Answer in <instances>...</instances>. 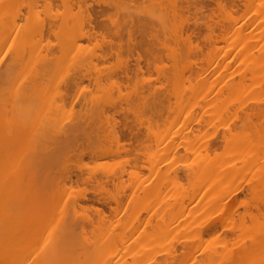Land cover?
<instances>
[{"label":"bare ground","instance_id":"1","mask_svg":"<svg viewBox=\"0 0 264 264\" xmlns=\"http://www.w3.org/2000/svg\"><path fill=\"white\" fill-rule=\"evenodd\" d=\"M23 1L0 0V67L7 61L0 77V264H264V0H226L231 13L219 26L223 45H212L202 66L192 71L187 59L183 62L185 58L172 48V70L166 71L160 86L143 78L137 82V100L145 108L152 99L160 123L145 131L149 180H137L126 203L113 201L117 205L113 228L82 221L79 199L61 187L69 179L66 156L81 149V140L98 139L104 133L106 115L115 105L114 73L99 68L113 48L97 53L88 47L103 35L90 14L83 16L79 3L61 0L63 11L52 13L47 9L49 0ZM130 2L115 4L118 19L111 22L118 32L126 30L127 22L165 28L169 18L161 10L147 7L137 12L140 8L134 11ZM188 5L197 6L194 0ZM176 12L179 24L182 14ZM260 29L259 37L255 32ZM179 30L176 36L182 38ZM45 38H53V45L43 44ZM180 60L191 70L187 80ZM125 71L132 81V71ZM250 99L256 105L246 109ZM24 132L33 139L27 152L30 159L19 163L15 152L22 147L24 140L19 138ZM97 146L99 150L90 149V155L88 151L93 160L119 152L101 143ZM41 174L50 181L55 176V184L51 183L55 192L37 191ZM26 176L34 186L21 194L18 184ZM8 185L16 188L8 190ZM242 196L245 201L240 202ZM239 202L243 211L237 209ZM130 210L132 218L123 227L122 216ZM141 212L149 218L144 213L142 219ZM216 213L219 219L212 218ZM40 218L44 226L15 232L30 219ZM154 220L151 234L134 238ZM225 227L238 239V250H227V236L220 232ZM181 235L193 244L182 245L183 260L175 249L159 263L155 255L143 260L148 249L135 252L143 242L144 247L163 246ZM204 236L215 239L207 243ZM33 242L38 249H21ZM201 252L206 254L204 260L198 259Z\"/></svg>","mask_w":264,"mask_h":264},{"label":"rangeland","instance_id":"2","mask_svg":"<svg viewBox=\"0 0 264 264\" xmlns=\"http://www.w3.org/2000/svg\"><path fill=\"white\" fill-rule=\"evenodd\" d=\"M27 1L24 0L23 2ZM63 1L66 4L79 3V6L81 5L82 7L83 16L85 17L90 14L93 26H95L96 30H99L102 33L103 38L100 37L97 42H93L92 44H90L88 46L89 48L96 49L97 53L108 50V48L110 47L113 48L111 54H109L110 56L107 58V62L101 64L99 68H104L106 71L113 72V81L117 82L116 85L119 86H113L112 92L114 94L116 102L115 105H113L109 109L106 115L107 124L105 121L104 133H100V137L98 139L81 140L80 143L83 144L81 149L75 151L74 153L72 152L73 154L71 153L72 155H69L70 157L68 155L66 156L68 157V160L70 159L68 162H65L66 164H68L66 166H68L69 179L64 183H61L63 185H61V187H63L65 192H67L69 195L79 199L80 204H82L83 207V209L80 210L82 221L84 220L86 223L90 222L88 223L90 226L98 225L97 227L103 226L104 228H113V223L115 220L114 218L116 216L114 210L117 207V205L113 201L120 200L122 201V203H126L127 198H129L128 196L131 195V189H133L134 183L137 180H149V165L147 164V159L145 158V146H148L149 142L147 140L148 138L145 131L146 128L155 127L156 124L160 123L158 122L159 118H157V113H155L156 104L153 102V100L150 99L146 101L145 108L142 106V102L137 100V94L135 93L138 88L137 82L146 80L150 81L153 84H156L157 87L160 86L159 83L162 82L163 77L164 79L167 77L166 73L168 72V70L169 73L172 70V60L170 59L171 56L169 55V50H172V48L173 50H178L180 54H177L183 56L182 58H185L182 60V58L178 55L183 62L187 59L188 65H190L188 67H190V69H193L192 71H194V69H197V66H202V61L204 60L203 58H205V55H207L209 49H211V46L223 45V42L221 41L223 38H221L222 35H220V32H222L223 34V29L220 30L221 27L219 26L221 24V21L224 20L223 23L225 22V15L231 13V6H229L226 0H224V2L223 0H219L222 2H218V0H194L197 4L196 9L188 5V1L190 0H133V2H130L131 6H133L134 4V6L132 7L133 10L134 7L140 8L137 9V12H141V10L143 11V9L145 10V8L147 7L152 8L156 11L161 10V14L167 16V19L169 18V20L166 21V23H168L166 24L165 28H163L158 27L153 23H148L149 25L147 23H142V26L140 24L139 26L138 24L129 25L130 23L128 24L127 22L126 27L124 26L126 30L124 31L123 29V31L118 32L117 28L111 22L118 19L115 9L117 0ZM124 1L128 2L131 0ZM216 2L220 3V8L217 7ZM243 2H241L242 5ZM48 3L49 6L47 7V9H52V13L62 12L64 9V7L62 8L61 0H49ZM136 8L134 11H136ZM240 8L244 9L243 6ZM75 9L77 10V8ZM21 11L23 15H26L27 8L25 6H22ZM176 11H179L182 14V19L178 20L179 24L177 22V19L174 17V13H177ZM139 15L144 16L143 14ZM196 21L197 23H194ZM143 24H147L148 26L146 25L145 28V25L143 26ZM178 28L182 29V38H180V36H176L180 34V30ZM173 31H176L175 36H173L174 33L172 35ZM261 32L262 31L260 29L255 33H258L257 35H259L260 37L259 33ZM48 41L53 45V38H45L43 44L47 43ZM255 45L256 43L253 44V46ZM181 60L180 62L182 65L186 64V62L183 64ZM6 62L7 61H5L4 64L0 67V77L6 70ZM232 64L234 66L236 65L234 63ZM186 65H184L183 67H185L188 71L184 72V75L186 74L184 77H187V80L191 72L190 74H188L190 69L187 68ZM237 66L238 65H236V67ZM125 70L127 72L132 71L129 74L130 77H132L133 75L132 81H128L126 75H124L125 73H122ZM133 70L135 72L134 74ZM136 74L138 77L135 76ZM142 78L143 80H140ZM255 101L256 100L254 99L246 100V109L251 108V106L253 107L254 104L256 105ZM238 106L239 105L235 103L233 109L237 110ZM233 109L231 110V112H233ZM239 116H243L240 111ZM251 119L255 122L257 119L256 115H252ZM220 130L222 131V129ZM19 139H23L24 141L22 142V147L18 149L17 152H15V155L18 156L19 163L27 162L30 159V157L27 155V152L29 151L30 142L33 139L29 132H24ZM1 143L2 140L0 139V144ZM98 143H101V145L104 146L107 145L110 148L112 147L113 150L118 149L119 152L112 158H99L97 160H93L91 159V156V158L89 157L90 151H92L93 149L99 150L101 146H97ZM220 151H222V149H220ZM220 151L218 152L221 153ZM181 153L183 154L184 151L181 150ZM5 158H3L1 162L3 164V167L6 166ZM182 163L183 162H181L180 164ZM179 167H181L180 170L184 169L182 168V165ZM41 175L42 176H40V178H43V180L41 179L43 182H40V184L37 186V191L41 193L46 192V194L55 192L53 190L54 185L52 186L51 184L53 181L52 179H57L58 182L61 181V178L57 177V175L60 176V174L55 173L56 179L54 178L55 176H52L53 178L51 179V181L50 178H47V174ZM45 176L47 182H45L44 180ZM118 178L120 180H118ZM6 180L7 179L3 181L4 184L8 182ZM20 181L22 184L18 185L21 194H23L24 188L29 191L30 187L34 186L31 183V179H29L27 176ZM49 181L50 183H48ZM44 182L46 185L42 184ZM53 184H55V182ZM42 185L45 186L43 187ZM49 185L51 187L46 188ZM14 188H16V186L8 185V190H13ZM244 199L245 198L242 196L240 202L245 201ZM240 202L237 205V209L243 211L244 204H241ZM198 204L199 203L197 201L193 204V206H197ZM40 206L41 205H38L37 207ZM50 206H55V204L52 203L50 204ZM95 209L98 211H96ZM100 210L102 211V213H104V215H98L101 213L99 212ZM95 212L98 213L96 214ZM144 213H142V215L140 214V217L142 218L143 216L142 219L145 220V217L149 218V215L145 213L147 215L144 217ZM132 215L133 213L131 212V210L128 213L123 214V227L127 226L129 220L132 218ZM219 217V213H216L212 216L213 219H219ZM226 218L227 217H224L223 219L225 220ZM2 222L8 228L9 226H11L5 220H3ZM44 223V218H40V220L38 221L37 219H30L28 222L23 223V226L18 227L15 232H25L39 225L42 227L44 226ZM155 224L156 220L152 222L151 226L141 227L136 232L134 238H137L139 235L144 234L145 232L151 234L153 232L152 227H154ZM222 231L220 230L222 235L227 236V250H238V239H235L234 236H231V231L228 228L225 227L222 229ZM134 232L135 231L132 230V233L129 235L132 236ZM214 237L215 236H206L204 240L205 242L209 243L213 241V239H215ZM188 241L189 239L187 237H184L183 235L179 236V238L174 239L171 244L170 242H168L163 246L151 244V241L149 240L148 245L151 244L150 246L144 247L143 242L136 247L135 252L142 249H148L149 251L147 255L143 256V260H146L150 256L155 255L156 263H159L166 259V255L169 250L175 249L174 251L176 252L177 258L179 260H183L185 254L182 245L184 246L185 243H189ZM190 243L192 244L191 240ZM190 243L188 244V246L190 245ZM220 244L221 243H218L217 246H219L220 250H222V246ZM29 248H32L34 250L38 249L39 244H37V242L24 244L21 249L25 250ZM189 251H192V249H190ZM198 255L200 256L198 257V259L200 258L204 260V258L206 257V254L202 252Z\"/></svg>","mask_w":264,"mask_h":264}]
</instances>
